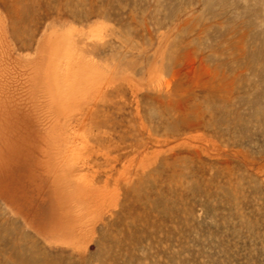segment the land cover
Listing matches in <instances>:
<instances>
[{"label": "rangeland", "instance_id": "rangeland-1", "mask_svg": "<svg viewBox=\"0 0 264 264\" xmlns=\"http://www.w3.org/2000/svg\"><path fill=\"white\" fill-rule=\"evenodd\" d=\"M0 264H264V0H0Z\"/></svg>", "mask_w": 264, "mask_h": 264}]
</instances>
